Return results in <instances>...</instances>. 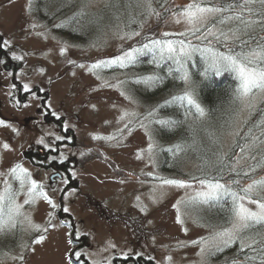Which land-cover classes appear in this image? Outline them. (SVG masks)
<instances>
[{"label": "rangeland", "instance_id": "obj_1", "mask_svg": "<svg viewBox=\"0 0 264 264\" xmlns=\"http://www.w3.org/2000/svg\"><path fill=\"white\" fill-rule=\"evenodd\" d=\"M188 2L153 0V7L161 15L146 18L140 14L143 8L134 4L129 14L126 0H119V8L106 6L111 0H0V41H8L7 48L0 47V121H4L0 124V189L5 180L14 190L19 189L10 169L21 164L57 205L53 209L42 197L31 205L23 204L26 196H18L24 214L48 231L37 232L18 217L16 227L0 235V264H225L214 258L227 247L216 251L214 245L219 241L212 238L230 227L229 214L219 205L199 203L195 198L203 188L192 177L211 180L222 174L228 181L239 179L226 168L216 173L217 163L214 168L202 167L211 160V154L214 159L224 156L226 161L232 157L230 151L237 138L243 139L256 116L255 112L249 118V112L241 113L234 103L236 81L226 89L233 114L217 129L208 124L210 113L200 99L197 83H206L203 77L192 75V87L208 115L198 118L192 109L177 117L165 113L164 105L173 104L166 102L182 95L189 86L178 80L176 87L168 72H162L153 59L141 57L135 66L123 69L87 70L91 64L114 58L148 38H160L165 31H185L186 25L175 23L165 9L182 8ZM37 7L38 15L34 12ZM41 9H49L45 15L61 12L56 20H44L40 19ZM82 12L84 15H80ZM135 31L140 35L128 38ZM189 39L201 47L207 44L195 37ZM80 64L85 68L78 67ZM141 67L152 69L146 72ZM149 76L164 79L145 82ZM167 79L170 86L165 93ZM254 102L258 109L264 104V95H258ZM46 109L57 120L63 119L62 133L58 124L49 125L44 120ZM124 112L135 115L121 121ZM157 120L175 123L161 125ZM129 121L130 130L124 127ZM185 124L191 133L177 139L173 134ZM238 130H243L239 137L234 134ZM191 134L200 135L205 148L202 158L196 143L182 141ZM97 136L116 139H95ZM41 139L44 144L38 143ZM56 142L67 145L61 148L58 161L78 159L69 164L70 180L64 177L51 182L50 176L56 172L49 162L31 163L25 158L28 152L55 149ZM177 145L193 148L175 154L167 151ZM236 155L241 156L237 171L246 169L251 161L239 150ZM163 179H183L191 187L167 185ZM241 179L240 186L251 182ZM67 183L76 184L67 189ZM27 188L26 183L23 191ZM253 195L264 196V190ZM69 233L76 237L71 244ZM39 235L45 239L35 243ZM76 252L80 259L69 261V253Z\"/></svg>", "mask_w": 264, "mask_h": 264}, {"label": "snow or ice", "instance_id": "obj_2", "mask_svg": "<svg viewBox=\"0 0 264 264\" xmlns=\"http://www.w3.org/2000/svg\"><path fill=\"white\" fill-rule=\"evenodd\" d=\"M133 4L136 8H143L140 14L146 18L161 15L153 7V0H126L125 6L131 9ZM106 6L119 8L120 3L119 0H111V3ZM161 6L163 7V4ZM165 11L175 23H184L186 30L179 33L165 31L160 38H148L147 42H140L139 46L123 50L114 58L91 64L87 70L94 72L102 68L123 69L135 66L140 62L141 57L148 54H151L157 67L161 66V62L170 61L175 67H169L168 75L171 76L173 72L178 73L177 78L189 87H186L182 95L174 96L166 104L177 102L181 106L187 104L188 111L195 109L197 117L203 118L208 114L196 99L195 88L192 87L195 83L192 80L193 73L189 68V65L195 66L194 57L198 54L203 66L195 74L203 77L204 80L209 78L210 73L216 76L230 74L236 81L233 90L234 103H238L241 113L248 111L249 118L255 114L258 109L254 101L258 95H264V0H189L182 8H166ZM139 35L140 32L135 31L128 34V38ZM168 37H183V39H168ZM189 37H195L202 44L204 42L207 44L202 47L194 45ZM0 47L7 48L8 41H0ZM13 59L20 60L22 57L13 56ZM78 67L85 68V65L80 64ZM97 78L99 79V76ZM163 79L164 77L160 76H149L145 78V82H163ZM140 82L142 81H136V83ZM25 90H28L27 85ZM129 115L135 114L124 112L120 120L124 121ZM149 115L152 113L150 112ZM155 122L161 125L175 123L162 120ZM3 123L4 121H0V124ZM130 124L129 121L124 124V127L130 130ZM241 131L243 130L235 131L234 134L239 137ZM94 138L116 139L115 136ZM57 139H63V137H57ZM243 140L244 143L238 145L239 152L244 154V159L251 161L246 169L237 171L241 156L236 154H234V161L232 157L227 158L226 161L224 156H220L216 163L221 173L226 168L230 174L235 173V177H247L251 182L247 186H240V179L233 178L228 181L222 174L219 179L213 177L211 180L192 177L193 180H198L203 188L195 199L209 207L222 204L229 214L230 227L216 233L212 238L213 241H219L214 245L216 251H223L225 247L238 244V250L230 264H264V196L254 197L253 195L259 190H264V179L251 176V173H256L258 169L262 170L261 175L264 176V111L248 127ZM38 143L44 144L43 139ZM194 144L195 141H193ZM193 145H177L175 149L169 148L167 151L175 154ZM4 147L7 149L8 145L5 144ZM148 152L150 155L153 152L152 144L149 145ZM208 164L211 165V162ZM10 175L14 181H18L19 189L14 190L7 180L0 189V235L10 233L16 227L17 218L21 216L35 231L47 232V227L41 228L40 225L33 224L24 214L23 205L17 202L18 196L20 194L26 196L23 204L31 205L37 197H42L53 209L57 207L56 203L44 191L43 185L33 180L31 173L21 164L11 168ZM26 183L28 188L27 192H24ZM163 183L176 187H191V184L183 179H163ZM233 185L238 187L234 188ZM250 205H254L255 208ZM63 211L66 212L68 209L64 208ZM69 236L72 237L69 240L71 244L76 237L74 233H69ZM44 239L43 235H39L35 243H41ZM201 251L203 252L204 249L202 248ZM73 257L78 261L80 253H69V261ZM127 258L126 256L125 259ZM20 259L23 260L24 257L21 256Z\"/></svg>", "mask_w": 264, "mask_h": 264}, {"label": "trees", "instance_id": "obj_3", "mask_svg": "<svg viewBox=\"0 0 264 264\" xmlns=\"http://www.w3.org/2000/svg\"><path fill=\"white\" fill-rule=\"evenodd\" d=\"M38 7L34 10V12L36 14H37L38 9H39ZM48 10L49 9H47V10L41 9L42 15H41L40 19L50 20L48 17L49 15L43 14L45 11H48ZM56 15L59 16V13H57ZM143 57L146 58L147 60H150V58L152 59L151 55H145ZM194 60L196 61L195 66L194 67L189 66V68H190L191 72L193 73V77H196L198 75H196L195 73H197L202 68L203 65H202L201 58L199 56H195ZM169 67L174 68L175 65H172L170 61H164V62H161V66L159 67V69L162 70V72L166 73V72H168ZM150 69H152V68H150V67H141L140 68V70H142V71L145 70L146 72L149 71ZM226 75L230 76L229 80L225 79L224 75H222V77H219V76H214L213 74H209V80L208 81L205 80L206 83H204V82L199 83V84L197 83V85L199 87L198 91L200 93V99L204 103V106H206L208 112L210 113V115H209L210 118H209L208 124H210L211 127L213 126V128H217V129L222 128V126L226 120V117L233 114L232 106H231L232 101H230V98H229L230 96H229V93L226 91V89L228 87H231L232 84L235 83V81L230 74L226 73ZM177 76H178V73L173 72V74L171 75L172 79L170 77H168V79H171L170 82H173L176 87L179 86V84L176 83L179 80L177 78ZM168 79H167V82H164L165 85H164L163 91L165 93H168V90H169L168 88L170 86ZM188 108H189V106L187 104H184L183 106H181L177 102V103H173L170 105H164L163 110H165V113H167V114H171V115L174 114L175 116L179 117V116H182L183 114H186L188 112ZM262 111H264V104L262 106H260L258 108V110L256 111V116L254 117L253 121H255L259 117V115ZM212 122L213 123L215 122V125H213ZM245 126H246V124H245ZM186 130H188V126L186 124L184 126L181 125L178 128V131H176L173 134V136H175L177 139H179V137H181L180 135L183 133H186V135L187 134L189 135L191 133V130H188V131H186ZM199 136L200 135H197V134H195V135L191 134V136H189V137L186 136L187 138H185V142L201 141ZM198 137H199V139L197 140ZM243 143H244L243 139H241L240 137H239V139L237 138V141L234 144L235 146L230 151L231 152L230 156H232L234 158V154H236V151L239 150L238 145H242ZM208 157L211 159L210 161H208V162H211V165H209L208 162H206V163L202 164V167L203 168H205V167H207V168L213 167L214 168L217 159H214L212 154ZM261 171L262 170L258 169L256 173L252 174V176L253 177L260 176ZM217 172L218 173L221 172L219 169V165L216 167V173ZM241 177H243V176H241ZM241 177H239L240 181L242 180ZM243 178H245V180H247V182L251 181L247 177H243ZM237 250H238V244H233V245L227 247V249L224 250L220 256H218L217 258H214V259L215 260H224L225 264H230V261L234 257Z\"/></svg>", "mask_w": 264, "mask_h": 264}, {"label": "flooded vegetation", "instance_id": "obj_4", "mask_svg": "<svg viewBox=\"0 0 264 264\" xmlns=\"http://www.w3.org/2000/svg\"><path fill=\"white\" fill-rule=\"evenodd\" d=\"M37 93H38L37 95L39 97L42 96L40 91L37 92ZM43 102H44V100H43ZM47 112H48V114L45 116L44 120L49 125H57L58 124L59 128H60V132L62 133V131H63V125H62L63 119L57 120L53 116V114L51 113V111L49 109L47 110ZM72 133L74 134L73 131H72ZM50 144H51V142L49 141L48 145H50ZM65 146L67 147V145H63V143L56 142L55 143V149L49 148L46 151L44 149L38 150L39 154L35 153L34 151L31 152L30 154H28L29 153L28 152V153H26L25 158L28 159L31 163H34V162L35 163H40V162H42V164H43L44 162H49L47 164H48V166H50L51 168L54 169V172L60 173L63 176V178L65 177L66 180H68V179L70 180L71 179V174H70V171H69V164L70 163H77L78 159L77 158L75 159L74 157H71V158H69V159H67L66 161H63V162L58 161L57 157H59L60 150H61V148L65 147ZM75 146H76V142H75ZM76 183L78 184V182H76ZM76 183H70V184L67 183V187H68L67 189H69V187H71L72 185H74ZM72 188H76V187H72ZM66 190H64V191H66Z\"/></svg>", "mask_w": 264, "mask_h": 264}, {"label": "bare ground", "instance_id": "obj_5", "mask_svg": "<svg viewBox=\"0 0 264 264\" xmlns=\"http://www.w3.org/2000/svg\"><path fill=\"white\" fill-rule=\"evenodd\" d=\"M51 3V2H50ZM51 6H54L52 3H51ZM65 9H63L64 11ZM125 10L130 14L131 13V9H128L127 7H125ZM61 11H58L57 13H60ZM68 13H70V11L68 10L67 11ZM134 15V14H133ZM135 16V15H134ZM50 20H56L59 16L56 15V14H51L48 16ZM133 23V22H132ZM182 141H185L183 138H182ZM197 144V146L199 147V149H197V153L199 154V157L202 158L203 157V154H204V146L202 145L201 141H197L195 142ZM208 143V142H207ZM208 146H210V144L208 143ZM193 147H189V149H191ZM195 151V152H196Z\"/></svg>", "mask_w": 264, "mask_h": 264}, {"label": "water", "instance_id": "obj_6", "mask_svg": "<svg viewBox=\"0 0 264 264\" xmlns=\"http://www.w3.org/2000/svg\"><path fill=\"white\" fill-rule=\"evenodd\" d=\"M54 180H55V176L53 175V176L51 177V182H54Z\"/></svg>", "mask_w": 264, "mask_h": 264}]
</instances>
